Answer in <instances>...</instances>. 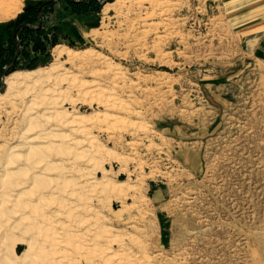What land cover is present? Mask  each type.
I'll list each match as a JSON object with an SVG mask.
<instances>
[{
    "label": "rangeland",
    "instance_id": "obj_1",
    "mask_svg": "<svg viewBox=\"0 0 264 264\" xmlns=\"http://www.w3.org/2000/svg\"><path fill=\"white\" fill-rule=\"evenodd\" d=\"M28 1L34 0H24L21 12ZM230 1L126 0L106 15L104 8L74 13L59 0L41 17L50 39L34 54V69L51 65L53 48L66 45L93 49L124 73L120 87L103 88L132 107L128 126L118 119L114 137L97 135L112 150L109 178L125 181L127 175L116 176L126 169L133 197L129 210L109 204L102 214L145 244L150 259L140 264H264V56L253 52L264 28L238 25L243 17ZM96 63L78 74L79 82L112 76ZM6 89L3 80L0 93ZM93 109L87 104L85 114ZM7 118L1 107L0 127ZM131 121L151 125V141L136 138ZM92 255L95 261L90 255L79 264H112Z\"/></svg>",
    "mask_w": 264,
    "mask_h": 264
},
{
    "label": "bare ground",
    "instance_id": "obj_2",
    "mask_svg": "<svg viewBox=\"0 0 264 264\" xmlns=\"http://www.w3.org/2000/svg\"><path fill=\"white\" fill-rule=\"evenodd\" d=\"M125 2L106 4L104 13L122 10ZM23 5L24 0H0V22L15 17ZM94 51L57 45L51 65L16 71L5 81L7 89L0 93V108L6 107L8 117L0 127V264H79L90 255L93 259V253L112 264L150 259L139 237L120 233L102 214L109 204L120 203L123 210L116 214L129 210L134 186L126 169L116 176L118 180L127 175L125 181L109 178L105 162L113 157L112 150L97 132L105 130L114 137L118 119L126 127L134 111L112 87L110 92L103 88L121 83L124 73L109 57ZM94 61L105 64L112 76L79 82L78 74H85ZM87 104L94 108L90 115L85 114ZM117 110L126 117L118 118ZM150 126L131 121L139 139H151Z\"/></svg>",
    "mask_w": 264,
    "mask_h": 264
},
{
    "label": "trees",
    "instance_id": "obj_3",
    "mask_svg": "<svg viewBox=\"0 0 264 264\" xmlns=\"http://www.w3.org/2000/svg\"><path fill=\"white\" fill-rule=\"evenodd\" d=\"M58 1H28L25 11L21 12L14 22H0V83L3 80L5 83L7 76L16 71L39 68L34 69L39 60V57L34 54L41 52V49L44 48V39L46 41L50 39V27L46 25L47 19L42 20L41 17L50 14ZM64 1L66 9H70L71 12L86 14L104 8L102 7L103 3L112 0ZM31 10L34 18L31 21H26V16L31 13Z\"/></svg>",
    "mask_w": 264,
    "mask_h": 264
},
{
    "label": "crops",
    "instance_id": "obj_4",
    "mask_svg": "<svg viewBox=\"0 0 264 264\" xmlns=\"http://www.w3.org/2000/svg\"><path fill=\"white\" fill-rule=\"evenodd\" d=\"M229 4H237L238 13L243 21L238 25L244 28H264V0H231ZM235 6V5H234ZM245 13V14H243ZM255 54L264 56V40L253 49Z\"/></svg>",
    "mask_w": 264,
    "mask_h": 264
}]
</instances>
